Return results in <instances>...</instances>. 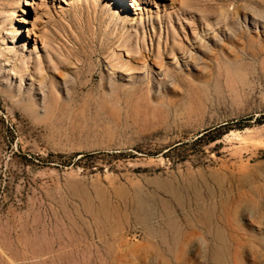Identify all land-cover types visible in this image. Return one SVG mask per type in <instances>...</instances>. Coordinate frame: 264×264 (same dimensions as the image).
Masks as SVG:
<instances>
[{
    "label": "rangeland",
    "instance_id": "obj_1",
    "mask_svg": "<svg viewBox=\"0 0 264 264\" xmlns=\"http://www.w3.org/2000/svg\"><path fill=\"white\" fill-rule=\"evenodd\" d=\"M261 115L264 0H0V264H264Z\"/></svg>",
    "mask_w": 264,
    "mask_h": 264
},
{
    "label": "trees",
    "instance_id": "obj_2",
    "mask_svg": "<svg viewBox=\"0 0 264 264\" xmlns=\"http://www.w3.org/2000/svg\"><path fill=\"white\" fill-rule=\"evenodd\" d=\"M249 120H251V119L250 118H242V119H240L238 121H232V122L228 123L227 125L221 126V127L216 128L214 130L208 129V130L205 131L207 133L204 134L203 136H201L200 138H198L194 143L202 142L203 139H204V137H205V135L210 134L213 131H216L217 129H226V130H229L231 125H237V126H241V127L243 126V127H245L248 124L247 122ZM256 122H258L259 124H264V115H261L259 118H257L256 119ZM212 141H214V139Z\"/></svg>",
    "mask_w": 264,
    "mask_h": 264
}]
</instances>
